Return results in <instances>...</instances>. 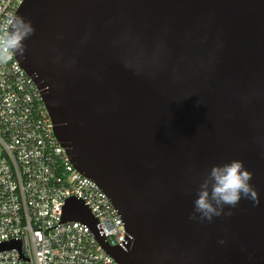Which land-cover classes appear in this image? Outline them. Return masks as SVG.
<instances>
[{"label": "water", "instance_id": "1", "mask_svg": "<svg viewBox=\"0 0 264 264\" xmlns=\"http://www.w3.org/2000/svg\"><path fill=\"white\" fill-rule=\"evenodd\" d=\"M16 15L35 28L18 66L125 237L110 246L75 196L58 225L83 224L118 264H264V0H23ZM232 160L259 205L190 219L208 171Z\"/></svg>", "mask_w": 264, "mask_h": 264}, {"label": "built area", "instance_id": "2", "mask_svg": "<svg viewBox=\"0 0 264 264\" xmlns=\"http://www.w3.org/2000/svg\"><path fill=\"white\" fill-rule=\"evenodd\" d=\"M22 2L0 0V27ZM18 65L15 56L0 65V247L19 245L0 249V264H118L83 224L58 225L63 202L75 196L96 216L110 246L125 237L110 200L61 148L36 84Z\"/></svg>", "mask_w": 264, "mask_h": 264}, {"label": "clouds", "instance_id": "3", "mask_svg": "<svg viewBox=\"0 0 264 264\" xmlns=\"http://www.w3.org/2000/svg\"><path fill=\"white\" fill-rule=\"evenodd\" d=\"M34 32L30 20L20 15L9 17L5 26L0 27V65L8 64L14 56L24 57V41ZM252 178L253 173L244 167L243 161L213 165L199 185L190 219L211 222L214 217L231 216L232 212H225V207L235 208L242 198L259 205V195L250 183Z\"/></svg>", "mask_w": 264, "mask_h": 264}]
</instances>
